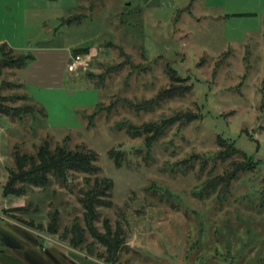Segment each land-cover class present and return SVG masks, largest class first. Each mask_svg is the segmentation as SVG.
<instances>
[{"label": "rangeland", "instance_id": "obj_1", "mask_svg": "<svg viewBox=\"0 0 264 264\" xmlns=\"http://www.w3.org/2000/svg\"><path fill=\"white\" fill-rule=\"evenodd\" d=\"M4 38L33 58L4 70L1 93L28 95L10 104L35 106L37 115H0V223L81 264H112L89 230L81 248L71 245L72 227L86 228L79 195L90 175L68 183L53 175L45 188L18 183L23 195H4L17 152L37 157L45 142L86 147L98 155V176L114 182L96 227L105 233L106 219L122 226L116 264H264V0H0ZM78 53L83 62L70 72ZM168 65L188 92L138 111L172 87ZM179 116L194 121L150 145L127 131ZM218 137L260 166L233 181L225 199L201 198L229 166L216 162Z\"/></svg>", "mask_w": 264, "mask_h": 264}, {"label": "trees", "instance_id": "obj_2", "mask_svg": "<svg viewBox=\"0 0 264 264\" xmlns=\"http://www.w3.org/2000/svg\"><path fill=\"white\" fill-rule=\"evenodd\" d=\"M248 16L250 14H235L234 16ZM69 23V21H66ZM82 52H88V49L82 50ZM77 55H81L78 53ZM33 57L25 54H17L13 48L7 43L0 44V77L3 75L6 69H19L22 70L27 67L30 60ZM167 74L170 77L172 87L163 91L157 99H154L152 103L144 107L136 108L138 111L154 110L157 105L162 101L171 99L177 96H183L188 91V88L184 89L180 84L186 81L185 78L179 76L170 65L167 66ZM178 85V86H177ZM5 86L10 88H20L23 85L16 83H5ZM0 87V115H6L12 118H25L26 115H37L35 106L17 107L10 103L24 100L28 101L29 96H4L1 93ZM96 113L91 116V120L94 121ZM184 119L186 122H184ZM194 121L191 116H181L171 118L161 123H155L153 125H144L139 128L129 126L128 133L136 137H146L148 145L150 141L159 140L163 137L167 130L174 127L178 123L189 125ZM70 136H67V139ZM218 143L220 152L216 155V162L229 163L228 168L222 175H217L214 179L208 182L203 190L199 191L201 198H210L214 195H218L221 199H225L228 193H230L232 182L239 179V176L243 173L255 172L260 166V161L255 156L249 155L247 152L240 150L234 143L228 140L218 137ZM120 152L112 154L116 157L118 166H121ZM237 156V159H234ZM98 155L93 150H89L86 147L78 148L76 150L70 149L66 144L58 146L55 150L52 149L49 142H45L38 151L37 157L30 154L16 153V165L15 169L11 171V179L7 187L4 190V195H23L21 188H18V183L22 186H34L45 188L51 184V176H56L59 180L68 183L70 176L74 173H85L88 176L85 182L86 188L80 191L79 200L85 210V227L81 224H75L72 227L71 233L73 235L71 245L75 248H81L86 243V231L97 239L103 247L105 252L100 257L105 258L108 263L116 264L119 259V255L124 251L126 246V237L122 226L119 225L114 230L110 221L106 219L105 228L106 232L101 233L96 227V222L100 218L99 208H108L112 206V189L114 182L108 178H101L98 175L102 171L97 165ZM197 156H193L192 160ZM241 159V160H239ZM185 165H190V162H183ZM208 161L203 160L204 169L207 168ZM190 167V166H186ZM92 178V176H96ZM50 229L52 233H56L58 230V219L53 218Z\"/></svg>", "mask_w": 264, "mask_h": 264}, {"label": "flooded vegetation", "instance_id": "obj_3", "mask_svg": "<svg viewBox=\"0 0 264 264\" xmlns=\"http://www.w3.org/2000/svg\"><path fill=\"white\" fill-rule=\"evenodd\" d=\"M9 225L0 223V264H81L50 249L33 234Z\"/></svg>", "mask_w": 264, "mask_h": 264}, {"label": "built area", "instance_id": "obj_4", "mask_svg": "<svg viewBox=\"0 0 264 264\" xmlns=\"http://www.w3.org/2000/svg\"><path fill=\"white\" fill-rule=\"evenodd\" d=\"M83 62V55H77L72 58L69 66V71L70 72H75L77 67ZM0 195H1V190H0Z\"/></svg>", "mask_w": 264, "mask_h": 264}, {"label": "crops", "instance_id": "obj_5", "mask_svg": "<svg viewBox=\"0 0 264 264\" xmlns=\"http://www.w3.org/2000/svg\"><path fill=\"white\" fill-rule=\"evenodd\" d=\"M2 43H7L11 48H13V46L10 44L11 42L6 38L0 39V44H2Z\"/></svg>", "mask_w": 264, "mask_h": 264}]
</instances>
